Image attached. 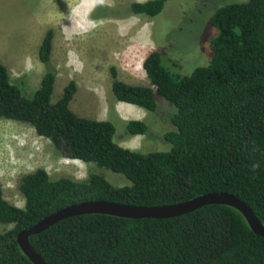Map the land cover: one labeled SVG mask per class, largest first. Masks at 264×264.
<instances>
[{
    "label": "trees",
    "instance_id": "1",
    "mask_svg": "<svg viewBox=\"0 0 264 264\" xmlns=\"http://www.w3.org/2000/svg\"><path fill=\"white\" fill-rule=\"evenodd\" d=\"M165 1H130L104 7L97 16L152 18ZM211 23L216 34L209 41L210 58L189 74H181L180 63L156 49L142 62L150 85L126 83L114 66L109 68L116 101L154 111L155 87L172 104L175 129L163 133L171 144L168 151L120 146L110 120L76 114L69 105L77 90L74 80L51 101L52 28L38 47L45 69L30 97L0 62V118L28 124L63 157L123 174L131 182L114 186L97 171L78 179L37 167L20 177L21 207L4 198L0 183V222L11 225L0 232V264H34L19 247L18 232L87 200L162 205L226 191L242 199L264 225V0L221 5ZM126 130L144 134L147 125L127 120ZM29 241L47 264H264V237L236 208L220 203L165 218L79 214L30 235Z\"/></svg>",
    "mask_w": 264,
    "mask_h": 264
},
{
    "label": "rangeland",
    "instance_id": "2",
    "mask_svg": "<svg viewBox=\"0 0 264 264\" xmlns=\"http://www.w3.org/2000/svg\"><path fill=\"white\" fill-rule=\"evenodd\" d=\"M130 1L144 0H0V62L8 68L12 82L30 97L45 69L38 58V47L45 31L52 28L51 60L56 78L51 101L59 97L68 81L74 80L77 90L70 108L80 116L96 119L100 101L115 100L110 88V66L115 67L118 78L150 85L141 61L156 49L163 58L179 62L181 74H189L210 58L209 41L216 34L211 23L215 9L242 0H166L152 18L97 16L104 7ZM144 33L147 46L141 42ZM153 88L156 109L147 111L137 106L142 110L141 118L122 120L113 105L108 106L106 119L114 124L113 138L120 146L142 153L170 150L171 144L163 133L175 129L171 123L174 107ZM130 119L144 121L147 131L130 135L126 130ZM37 167L52 176L78 179L85 178L88 171H97L114 186L131 184L123 174L61 156L47 138L28 124L0 118V183L4 198L23 206L18 189L20 177ZM10 226L0 222V232Z\"/></svg>",
    "mask_w": 264,
    "mask_h": 264
},
{
    "label": "water",
    "instance_id": "3",
    "mask_svg": "<svg viewBox=\"0 0 264 264\" xmlns=\"http://www.w3.org/2000/svg\"><path fill=\"white\" fill-rule=\"evenodd\" d=\"M213 203L227 204L236 208L244 216L253 232L264 237V225L242 199L230 192L212 191L185 201L162 205H135L111 200L78 202L58 209L32 226L20 230L16 235V240L21 250L34 264H47L43 257L31 246L29 236L44 230L63 218L85 213H101L128 218H165L180 215L200 206Z\"/></svg>",
    "mask_w": 264,
    "mask_h": 264
},
{
    "label": "crops",
    "instance_id": "4",
    "mask_svg": "<svg viewBox=\"0 0 264 264\" xmlns=\"http://www.w3.org/2000/svg\"><path fill=\"white\" fill-rule=\"evenodd\" d=\"M145 35H146L145 33L142 34L141 42L145 46H147V42H146L147 39H146ZM143 59L141 61V64L143 62ZM129 71L133 72L132 68H130ZM119 79L124 81V82H126V83H129V84H139V83H130V82H127V81H125V80H123L121 78H119ZM54 85H55V82H54ZM142 85H145V84H142ZM100 102H101L102 106H101L100 109H98V112H97V116H96L97 118L96 119H98V120H105L106 119L109 105L110 106L113 105V109H114L116 115L122 120H125V118H141L142 117V110H140L134 104L127 103V102H124V101H116V100H113V99H109L108 103H107V100L100 101ZM110 102H111V104H110ZM130 120H134V119H130ZM137 135H139V134H137Z\"/></svg>",
    "mask_w": 264,
    "mask_h": 264
},
{
    "label": "bare ground",
    "instance_id": "5",
    "mask_svg": "<svg viewBox=\"0 0 264 264\" xmlns=\"http://www.w3.org/2000/svg\"><path fill=\"white\" fill-rule=\"evenodd\" d=\"M80 21V20H79Z\"/></svg>",
    "mask_w": 264,
    "mask_h": 264
}]
</instances>
